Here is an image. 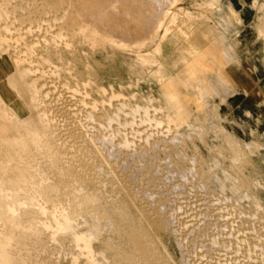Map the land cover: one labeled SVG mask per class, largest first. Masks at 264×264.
Wrapping results in <instances>:
<instances>
[{"label": "rangeland", "instance_id": "1", "mask_svg": "<svg viewBox=\"0 0 264 264\" xmlns=\"http://www.w3.org/2000/svg\"><path fill=\"white\" fill-rule=\"evenodd\" d=\"M0 62V264H264V0H0Z\"/></svg>", "mask_w": 264, "mask_h": 264}, {"label": "bare ground", "instance_id": "2", "mask_svg": "<svg viewBox=\"0 0 264 264\" xmlns=\"http://www.w3.org/2000/svg\"><path fill=\"white\" fill-rule=\"evenodd\" d=\"M21 7V6H20ZM45 7V6H44ZM90 10V9H89ZM23 11V10H22ZM48 11V10H47ZM51 11V10H50ZM78 12V11H77ZM5 13V12H4ZM28 13V12H27ZM39 13V12H38ZM85 13V12H84ZM88 13V12H87ZM91 13V12H90ZM89 13V14H90ZM116 13V12H115ZM84 15V14H83ZM53 16V15H52ZM69 16V15H68ZM97 16V15H96ZM67 18V17H66ZM82 18V17H81ZM90 20H91V17H89ZM88 18V19H89ZM85 19V18H84ZM68 20H73L74 21V24H76V19L74 16H70L68 18ZM68 20L66 22H68ZM89 20V21H90ZM92 22V21H91ZM69 23V24H68ZM66 23L67 26H71L70 25V22ZM72 23V22H71ZM88 23V22H87ZM40 24V23H39ZM31 25V24H30ZM36 26V25H35ZM95 28V27H94ZM36 29V28H35ZM89 30V29H88ZM95 30V29H94ZM123 30V29H122ZM141 30V29H140ZM187 30V29H186ZM89 32V31H88ZM185 32V31H183ZM31 34V33H30ZM50 34V33H49ZM117 34V33H116ZM186 34V33H185ZM188 34V33H187ZM96 35V33H95ZM190 35V34H189ZM34 36V35H33ZM38 37V36H37ZM66 42V41H65ZM170 39H168L166 36H163L162 37V40H161V45L157 48V54H162L163 53V46H162V43L163 44H168L170 43ZM54 46V45H53ZM31 52V51H30ZM26 55V54H25ZM162 57V56H161ZM1 63V62H0ZM26 64V63H25ZM41 66V65H40ZM1 68V66H0ZM1 70H3L1 68ZM6 70V69H5ZM6 71H9V70H6ZM26 73V72H25ZM47 73V72H46ZM5 74V72H4ZM1 75V74H0ZM21 75V74H20ZM3 75H1L2 77ZM5 77V76H3ZM25 77V76H24ZM30 77V76H29ZM7 78V77H6ZM51 78V77H50ZM3 79V78H2ZM5 79V78H4ZM48 80V79H47ZM60 80V79H59ZM3 82V81H2ZM6 81H4V84H5ZM40 82V81H39ZM0 84H1V81H0ZM3 84V83H2ZM7 84V83H6ZM46 84V83H45ZM5 86V85H4ZM9 86V85H8ZM39 86V85H38ZM2 87V86H1ZM7 90L10 88H7L5 87ZM37 88V87H36ZM41 88V87H40ZM45 88V87H44ZM2 89V88H1ZM5 89V90H6ZM6 90V92H7ZM55 90V89H54ZM3 91V90H2ZM78 91V90H77ZM10 92V90H9ZM34 93V92H33ZM54 93V92H53ZM1 94V93H0ZM4 94V92H2V95ZM51 95V94H50ZM41 97V96H40ZM69 97V96H68ZM6 98L7 95H6ZM60 98V97H59ZM34 99V98H33ZM43 99V98H42ZM32 100V99H31ZM37 100V99H36ZM39 101V99H38ZM54 101V100H53ZM68 101V100H66ZM68 104V103H67ZM35 105V104H34ZM70 105V104H69ZM38 109V108H37ZM53 109V108H52ZM29 110V109H28ZM72 111V110H71ZM38 114V113H37ZM28 115V114H27ZM73 115V114H72ZM42 117V116H41ZM7 118V117H6ZM9 121V120H8ZM42 121V120H41ZM17 122V121H16ZM15 123V122H14ZM49 126V124H48ZM42 127V126H41ZM6 128V127H5ZM12 129V128H11ZM15 129V128H14ZM21 130V129H20ZM27 130V129H26ZM47 132V131H46ZM49 132H47L48 134ZM50 134V133H49ZM51 135V134H50ZM67 135V134H66ZM61 136V135H60ZM51 137V136H50ZM63 137V136H62ZM68 137V136H67ZM51 139V138H50ZM53 140V139H51ZM50 141V140H49ZM66 141V140H65ZM54 145V144H53ZM62 150V149H61ZM72 157V156H71ZM88 206V205H87ZM86 208V207H85ZM0 212H1V215H0V221H1V225H2V230H0V255H3V250H2V247L5 248V246H8L10 247L9 244H11L13 242V239L11 238L10 236V232L8 231V228L10 226H22V224L20 222H16L15 219L11 218V217H7L6 215V210L5 208H2L0 209ZM22 223H24V221H22ZM24 226V225H23ZM39 231V230H38ZM15 242V241H14ZM43 241L41 239V234H37V237L35 239V241L33 242V245L32 247L28 248V250H31V251H38L42 248H44V255H52L53 254V248L50 247V246H45L43 245ZM45 246V247H44ZM14 248V247H13ZM104 248V247H102ZM9 249V248H8ZM116 249H119L118 252L121 253L120 254V258L121 260H123L125 263L127 264H151L148 260V257H145V256H142L140 253L137 252V250H135V248L133 246H130L129 242L127 240H122L120 242V245L118 246V248ZM10 250V249H9ZM7 256H10L11 258H15L19 261L20 264H26V262H23L20 260V257L17 255L16 251L12 253V250L8 251L7 253ZM16 261V260H15ZM17 262V261H16Z\"/></svg>", "mask_w": 264, "mask_h": 264}, {"label": "crops", "instance_id": "3", "mask_svg": "<svg viewBox=\"0 0 264 264\" xmlns=\"http://www.w3.org/2000/svg\"><path fill=\"white\" fill-rule=\"evenodd\" d=\"M231 10H232V7H231ZM233 11V10H232ZM212 26H214V27H216L215 25H209V27H212ZM217 28V27H216ZM218 29V28H217ZM218 32H219V29H218ZM217 32V33H218ZM208 35L211 37L212 35H211V33L210 32H208ZM214 35H216V34H213V36ZM216 37V36H215ZM213 39H216V38H213ZM212 39V40H213ZM211 40V41H212ZM211 41H208L207 43H204L203 44V46L201 47V48H199V51L202 53V54H204V56H206L208 53H209V51H211L212 52V48L209 46V43L211 42ZM207 46V50H202L203 49V47H206ZM207 53V54H206ZM211 72V74H213L214 73V70H212V71H209V72H206V73H204L205 75L206 74H209ZM205 81V80H204ZM252 99H254L253 97H251Z\"/></svg>", "mask_w": 264, "mask_h": 264}]
</instances>
